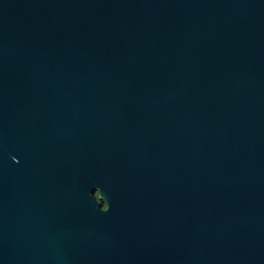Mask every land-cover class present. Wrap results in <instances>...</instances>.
I'll list each match as a JSON object with an SVG mask.
<instances>
[{
	"label": "water",
	"instance_id": "water-1",
	"mask_svg": "<svg viewBox=\"0 0 264 264\" xmlns=\"http://www.w3.org/2000/svg\"><path fill=\"white\" fill-rule=\"evenodd\" d=\"M0 264H264V0H0Z\"/></svg>",
	"mask_w": 264,
	"mask_h": 264
}]
</instances>
